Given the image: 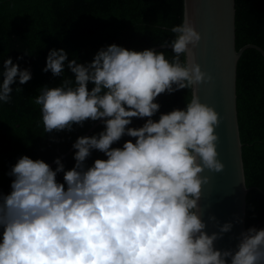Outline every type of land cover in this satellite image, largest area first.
<instances>
[{
    "label": "clouds",
    "instance_id": "1",
    "mask_svg": "<svg viewBox=\"0 0 264 264\" xmlns=\"http://www.w3.org/2000/svg\"><path fill=\"white\" fill-rule=\"evenodd\" d=\"M171 32L174 38L160 44L172 49L171 60L154 49L116 44L86 64L69 61L63 49L48 52L43 71L60 77L67 63L74 80L39 89L34 103L45 133L88 120L104 129L76 139L71 170L59 158L53 170L27 155L12 166L11 192L0 194V264H264V229L242 232L235 250L214 247L232 223L205 231L199 201L209 177L202 173L224 170L215 131L222 118L197 94L198 85L213 79L195 59L201 34L187 14ZM0 77V102L8 103L11 85L32 74L8 58ZM182 89L191 93L186 107L154 120L157 97ZM134 118L146 122L129 127ZM125 135L134 142L112 147ZM93 150L107 158L86 166ZM61 172L63 183L56 179Z\"/></svg>",
    "mask_w": 264,
    "mask_h": 264
},
{
    "label": "trees",
    "instance_id": "2",
    "mask_svg": "<svg viewBox=\"0 0 264 264\" xmlns=\"http://www.w3.org/2000/svg\"><path fill=\"white\" fill-rule=\"evenodd\" d=\"M183 19L184 0H0V69L3 60L11 58L21 70L29 69L32 74L23 85L17 78L11 85L10 102H0V194L11 192L14 177L9 172L20 157L54 162L97 122L88 120L83 126L74 124L71 131L45 133L40 106L34 103L39 89L58 87L65 78L74 80L67 63L63 76L43 71L50 50L63 49L69 61L86 64L101 48L112 44L136 51L151 49L160 46L162 40L174 38L171 28L181 25ZM236 37L238 51L249 45L264 51V0H236ZM158 52L172 59V49ZM184 59L182 55L181 61ZM92 87L88 85L89 90ZM190 98L188 89L161 94L155 101L160 109L153 119L173 109H184ZM237 105L250 190L246 229H264V58L257 51H246L239 61ZM145 122L146 118H134L129 127ZM103 129L102 124L90 136ZM129 139L133 138L125 135L112 147H122ZM74 152L61 162L65 171L75 165ZM106 158L93 150L85 164L91 166L96 159ZM56 179L63 183V172ZM2 231L0 228V240Z\"/></svg>",
    "mask_w": 264,
    "mask_h": 264
},
{
    "label": "water",
    "instance_id": "3",
    "mask_svg": "<svg viewBox=\"0 0 264 264\" xmlns=\"http://www.w3.org/2000/svg\"><path fill=\"white\" fill-rule=\"evenodd\" d=\"M188 15L195 29L201 34V41L194 49L196 62L202 71L212 76L210 83L198 85L197 94L202 103L212 106L222 118L215 129L219 136L218 159L225 165L220 173L205 170L202 175L209 182L202 187L201 219L205 231L211 235L219 227L232 223L231 231L214 242L217 250H235L240 234L246 231L247 188L243 159L238 105L237 71L238 64L248 50L257 51L264 58V51L254 45L237 50L236 0H184V17ZM156 51L169 48L153 47ZM96 124L84 136H90L98 127ZM73 147L60 155L62 162L69 157ZM52 168L55 163H49ZM215 217V220H210ZM230 264V260L228 262Z\"/></svg>",
    "mask_w": 264,
    "mask_h": 264
}]
</instances>
